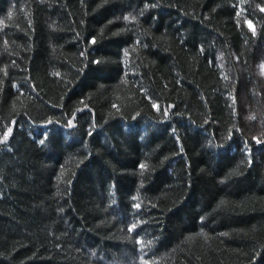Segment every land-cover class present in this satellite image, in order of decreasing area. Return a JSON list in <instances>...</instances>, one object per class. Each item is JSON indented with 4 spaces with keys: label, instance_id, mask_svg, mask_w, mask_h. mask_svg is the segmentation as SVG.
<instances>
[{
    "label": "trees",
    "instance_id": "trees-1",
    "mask_svg": "<svg viewBox=\"0 0 264 264\" xmlns=\"http://www.w3.org/2000/svg\"><path fill=\"white\" fill-rule=\"evenodd\" d=\"M0 264H264V0H0Z\"/></svg>",
    "mask_w": 264,
    "mask_h": 264
},
{
    "label": "snow or ice",
    "instance_id": "snow-or-ice-1",
    "mask_svg": "<svg viewBox=\"0 0 264 264\" xmlns=\"http://www.w3.org/2000/svg\"><path fill=\"white\" fill-rule=\"evenodd\" d=\"M5 139H7V137H5Z\"/></svg>",
    "mask_w": 264,
    "mask_h": 264
}]
</instances>
